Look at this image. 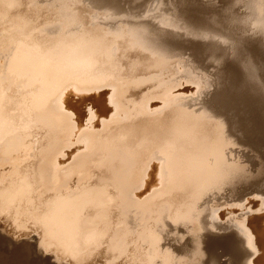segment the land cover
<instances>
[{"label": "bare ground", "instance_id": "1", "mask_svg": "<svg viewBox=\"0 0 264 264\" xmlns=\"http://www.w3.org/2000/svg\"><path fill=\"white\" fill-rule=\"evenodd\" d=\"M2 212L55 262L264 264V0H0Z\"/></svg>", "mask_w": 264, "mask_h": 264}, {"label": "rangeland", "instance_id": "2", "mask_svg": "<svg viewBox=\"0 0 264 264\" xmlns=\"http://www.w3.org/2000/svg\"><path fill=\"white\" fill-rule=\"evenodd\" d=\"M77 6H79V5H77ZM80 8L82 10V7H80ZM83 8H84L83 10H85V11L89 10L88 8H86L84 6H83ZM85 15H86V12H85ZM183 82L181 83L182 87H184L185 85L186 86L191 85L188 83L185 84ZM8 215H9V212L0 213V225L3 226L6 233L12 234V236L15 237L16 241H15V239L13 240L9 236H7L8 234L6 235L5 232H3V233L0 232V264H68V263L69 264H124V263L125 264H133V263L139 264V263H141V262H134V261H131V260H129L127 258H123V257H121L122 259L118 258V260H117V258H116V259H112L108 262H105V260L98 259L96 256L94 258H92L91 260H90V258L89 259L86 258V260H84L85 258H83V259H78L77 261H75V260H72V258L70 257L71 259L69 261V257H67V258H65V260L63 258L60 260V261L63 260V262H65V263H62V262L58 261L57 259H56L57 261L55 262V260L53 258L52 259L54 261L52 259H50L51 258L50 255L54 253V252L52 253L51 249L47 250L48 252L43 249L44 252H47V254H45L44 252L39 250L40 248H38V246H37L38 243H36L35 240L26 238V235L30 234L32 232V230L33 231L36 230L34 226L28 222H25V224H24V222H22L19 224L20 225L19 226L18 224H15L14 221H12V219L9 218ZM234 219H235V221H239L240 217L235 216ZM12 224H13V226H12ZM21 224H23V225H21ZM27 226H29V227H27ZM31 226L33 229H31ZM4 235H5V237H4ZM39 251H40V253H39ZM41 253H44V254L42 255ZM55 258H57V257H55ZM141 264H143V263H141Z\"/></svg>", "mask_w": 264, "mask_h": 264}]
</instances>
